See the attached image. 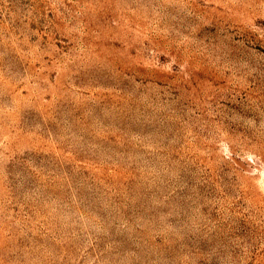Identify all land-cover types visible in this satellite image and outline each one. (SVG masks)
<instances>
[{
	"label": "rangeland",
	"instance_id": "obj_1",
	"mask_svg": "<svg viewBox=\"0 0 264 264\" xmlns=\"http://www.w3.org/2000/svg\"><path fill=\"white\" fill-rule=\"evenodd\" d=\"M0 264H264V0H0Z\"/></svg>",
	"mask_w": 264,
	"mask_h": 264
}]
</instances>
